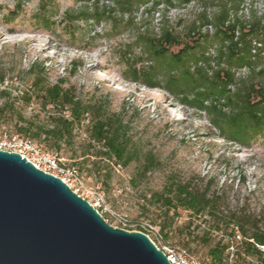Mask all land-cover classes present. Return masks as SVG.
Segmentation results:
<instances>
[{"label": "rangeland", "instance_id": "1", "mask_svg": "<svg viewBox=\"0 0 264 264\" xmlns=\"http://www.w3.org/2000/svg\"><path fill=\"white\" fill-rule=\"evenodd\" d=\"M117 1L0 0V137L22 138L14 128L20 118L48 123L36 99L29 104L25 101L26 95L34 93L35 78L29 70L35 66L42 83L70 89L84 103L116 115L128 141L157 160L148 173L141 172L142 161L122 168L91 157L80 164L87 158H82L87 153V121L74 131L71 144L58 152L62 164L74 167L80 175L82 184L69 181L74 192L90 203L95 202L93 192L103 194L99 213L110 226L145 232L157 243L164 215L148 200L171 176L197 185L210 182L230 211L242 210L264 227V132L248 136L243 143L225 138L212 122L215 114L210 108L226 110L216 100L203 102L204 108H199L194 94H172L135 76L152 64L138 37L158 36L167 29L188 41V29L215 8L207 0H172L173 6L165 0H133L129 6ZM239 14L264 17V0H241ZM200 32L211 37L213 29L202 27ZM217 45L211 40L204 55L214 58ZM189 65L193 70L194 63ZM235 76L247 80L251 75L241 68ZM251 77L264 84V76ZM121 218L128 221L125 226ZM200 222L179 211L165 243L188 248L207 262L209 247L227 244L229 237L226 232L208 233V220L203 218L201 226H196ZM189 232L193 238L187 241L184 235ZM204 238L210 243H204ZM232 246L225 264H264V247H259L263 253L259 257H236L233 253L241 251V246L235 242Z\"/></svg>", "mask_w": 264, "mask_h": 264}, {"label": "trees", "instance_id": "2", "mask_svg": "<svg viewBox=\"0 0 264 264\" xmlns=\"http://www.w3.org/2000/svg\"><path fill=\"white\" fill-rule=\"evenodd\" d=\"M131 1L119 0L117 3L129 6ZM165 1L173 6L172 0ZM240 3L241 0H207L206 4L213 6L215 11L211 15L204 13L200 23H194L188 29V41H182L167 29L158 36L143 34L138 37L144 43L152 64L140 69L135 76L145 84L172 94L179 92L184 97L194 94L193 101L199 108H204L203 102L216 100L226 110L210 108L215 114L212 122L223 137L243 143L248 136L264 132V84L251 77L264 76V17L240 15ZM202 27L213 29L212 36L203 35L200 32ZM211 40L218 43L214 58L204 55ZM175 47L180 49L174 53L172 49ZM191 61L193 70L189 65ZM211 62L213 67H210ZM241 68L249 70L251 76L247 80L236 78V71ZM34 69L32 66L29 70L35 78L31 86L34 93L32 97L26 95L25 101L29 104L36 99L46 112L48 123L39 125L23 118L17 119L14 123L17 135L44 144L46 149L58 153L71 144L74 131L87 121V153L82 156L87 158L80 164L84 165L91 157L122 168L142 161V173H148L157 166L155 156L142 153L128 141L116 115L108 114L96 104L84 103L70 89L42 83L40 73ZM160 74L163 75L161 79L158 77ZM10 114H14L13 110ZM212 186L210 182L197 185L192 180L180 181L170 176L161 191L150 195L148 202L164 215L163 223L159 224L163 240L167 241V231L174 227L179 211H183L189 214L190 219H200L201 222L203 218L207 219L210 224L208 233L226 232L229 237V243L219 242L209 247L208 261H202L203 264H225L229 257L227 250L234 242L241 246V251L233 253L236 257L261 256L263 253L259 247H264V227L242 210L230 211ZM201 222L196 226L200 227ZM192 224L190 222L189 226ZM237 233L241 236L240 241H235ZM184 238L187 241L193 238L192 233L185 234ZM203 242L210 243L207 238ZM186 243L183 241V245Z\"/></svg>", "mask_w": 264, "mask_h": 264}, {"label": "water", "instance_id": "3", "mask_svg": "<svg viewBox=\"0 0 264 264\" xmlns=\"http://www.w3.org/2000/svg\"><path fill=\"white\" fill-rule=\"evenodd\" d=\"M0 264H170L150 238L110 226L62 180L0 150Z\"/></svg>", "mask_w": 264, "mask_h": 264}, {"label": "built area", "instance_id": "4", "mask_svg": "<svg viewBox=\"0 0 264 264\" xmlns=\"http://www.w3.org/2000/svg\"><path fill=\"white\" fill-rule=\"evenodd\" d=\"M0 150L21 155V158L26 159L37 169L62 180L71 190L72 186L69 184V181L77 185L82 184L77 169L63 165L58 153L44 151L29 139L19 138L17 136L8 137L4 134L0 137ZM75 193L77 194V192ZM93 195L95 197V202L89 203L99 213V208L101 207V203H103V194L96 191L93 192ZM121 221L124 226L128 222L123 218H121ZM157 236V243L150 240L158 250L163 252L170 264H203V262L190 250L165 243L159 233ZM240 240L241 236L237 233L235 235V241ZM230 250H233L232 246Z\"/></svg>", "mask_w": 264, "mask_h": 264}]
</instances>
